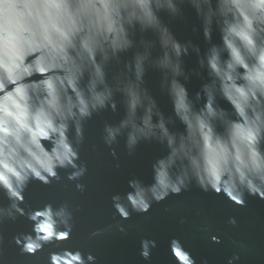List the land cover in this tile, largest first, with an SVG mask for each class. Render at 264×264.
<instances>
[{
  "label": "water",
  "instance_id": "obj_1",
  "mask_svg": "<svg viewBox=\"0 0 264 264\" xmlns=\"http://www.w3.org/2000/svg\"><path fill=\"white\" fill-rule=\"evenodd\" d=\"M36 0H0V36L5 31L17 32L23 26L29 11H35L30 5ZM237 3L238 0H231ZM163 3V0H161ZM221 12L216 11L217 0H189L180 5L182 14L170 16L161 12V21L168 26L175 38L181 43L191 42L200 49L202 55L210 44L218 45L215 50L216 63L219 70L203 69L199 65V56L189 51L182 57V65L187 79L181 77L189 96L185 97L182 89L174 81L170 65L164 61L166 53L175 54L169 46L171 37L162 31L142 32L136 29L133 49L127 53L102 62L100 57L96 63L104 67V82L96 85L97 91L112 92L115 111L109 108L86 122V140L81 150V158L89 165V172L83 182L87 185L84 194L75 192L74 185L62 180L50 187H45L32 181L27 189L26 199L35 205L44 201L60 203L68 201L80 212L75 214L73 237L70 241L82 251H91L98 257L99 264H149L139 257V243L143 238L156 239L159 248L154 250L151 264H169L167 242L173 237H179L197 259L207 260L208 264H227L233 253L241 255L239 264H264V200L247 198L246 207H237L224 196L203 193L196 187L183 192L179 196H170L160 204H154L147 215L133 214L131 219L121 222L127 229V236H121L117 230L103 237L89 239L90 233L97 228L115 224L119 218L114 217L111 206V195L123 193L127 189V181L133 176L145 184L152 183V164L158 161V167L169 175L181 171L191 172L194 167L203 168L209 153V145L215 148L217 140L227 147L228 153L234 158L240 153L243 160L251 163V151L243 141L245 117L239 114L234 104L228 102L231 96L243 105V99L235 92L237 86L248 87L245 79L249 69L258 63L256 56L248 50L245 41L231 33L221 32L231 18L226 9L229 0H220ZM4 5H9L5 7ZM28 5L29 7H25ZM199 8L202 16L207 19L212 32L211 42L205 41L201 29V20L195 9ZM54 11V10H53ZM83 33L77 35L74 47L69 49L71 61L62 68L55 69L39 76L27 77L22 83L32 80L54 78L55 95L61 110H66L69 100L76 102L79 92L90 101L92 88L93 61L82 53L80 41ZM143 43H140V41ZM258 43H264V32L260 33ZM240 52L243 64L230 57L232 48ZM40 53L26 57L25 63H31ZM212 61H209V64ZM232 64L234 67H229ZM246 65V66H245ZM66 75L76 78V90L64 79ZM3 70L0 69V77ZM60 77V80H55ZM63 81V83H61ZM207 83L206 93L211 99V106L221 105L226 111L209 115L203 107L204 98L197 100L196 93ZM8 85L5 91L11 90ZM4 92H0L3 96ZM29 105L32 114L41 107L47 97L43 89L29 90ZM45 114H52L54 126L62 121L56 116L54 109L43 105ZM259 115L258 126L264 137V96L257 94L255 102H249L245 107V116L249 121ZM125 122L122 129L124 136L129 132L138 133L142 142L132 155H128L121 138L117 147V158L100 143V131L107 123ZM70 127L73 120L66 121ZM30 127L36 132L35 141L31 133L23 134L25 148H18V156L28 163L39 166L46 162L45 153L51 154L56 147L58 134L52 133L42 118L39 127L30 119ZM203 124V127H202ZM47 132V137L41 135ZM163 141V144L160 143ZM69 142L74 143L69 136ZM258 163L264 165V141L258 146ZM119 164V167H116ZM232 165L230 164V170ZM63 176L64 173L61 172ZM254 178V177H253ZM7 204L3 191H0V205ZM236 217L238 224L234 228L228 224L229 217ZM183 219V223H181ZM210 225V231L202 229ZM26 223L21 219L15 223L0 224V234L4 236L3 259L0 264H46L47 249L36 257L20 256L18 249L11 244V237L17 232L27 230ZM211 235L221 239L220 244L211 242ZM243 242L245 249H239L233 243ZM177 257L183 260V253L177 250Z\"/></svg>",
  "mask_w": 264,
  "mask_h": 264
},
{
  "label": "clouds",
  "instance_id": "obj_2",
  "mask_svg": "<svg viewBox=\"0 0 264 264\" xmlns=\"http://www.w3.org/2000/svg\"><path fill=\"white\" fill-rule=\"evenodd\" d=\"M182 3H189V0H163V3L161 0H36L30 5L35 11L27 13L19 31H5L4 35L0 36V69L3 70L0 92H4V95L0 96V191H3L7 200V204L0 205V224L15 223L22 219L28 226L27 230L17 232L11 237V244L18 249L20 256L36 257L47 249L46 264H99L98 257L93 252H84L70 243L75 228L74 217L81 209L68 201L55 203L48 200L31 205L26 199L27 189L32 181L50 187L66 180L74 185L75 192L84 194L87 191L83 180L89 172V165L81 158V150L86 140V122L94 114L109 108L115 111L112 92L96 90V85L104 82V67L102 63H96L95 58L99 56L102 62H106L109 52L113 57H117L133 49L137 43L133 38L136 29L142 32L155 30L169 34V46L175 54V60L169 53H166L163 59L170 65L174 81L185 97H188L189 93L181 83V77L187 79L182 57L188 55L190 50L199 56L201 68L219 70L215 56L218 45L210 44L201 55L197 46L191 42L181 43L161 21V12L173 17L181 15ZM221 10L220 0H217L216 11L219 13ZM226 11L234 19L227 22L221 32L241 37L258 61L245 77L248 87L235 88V92L243 99V105L231 96L227 97L228 102L234 104L239 114L245 117L243 141L251 151V163L243 160L240 153L233 158L219 140L215 148L209 145L208 151L212 155L207 158L204 167L196 166L191 172L185 170L172 176L162 170L163 165L158 167L159 162L155 161L152 164V183L145 184L133 176L127 181L128 190L112 194L111 206L114 217L119 220L115 224L92 231L89 239L103 237L113 229L121 236H127V229L122 221H129L133 214L147 215L154 204H160L170 196H179L192 187L206 194L222 195L241 208L246 207L248 197L264 200V165L257 162V146L264 141L258 126L260 117L257 115L256 119L250 122L245 116V107L249 102H255L257 94L264 96V43H258L260 33L264 32V0H238L237 3L229 0ZM195 12L201 20L205 41L211 42L212 32L207 19L202 16L198 7ZM81 33L82 53L93 61L92 96L90 101H86L77 92L76 102L69 100L66 110H61L55 95L53 77L32 80L31 83L21 81L33 77L34 74L43 77L46 73L68 64L71 61L68 50L75 46L73 40ZM35 53L40 55L26 64V57ZM230 57H235L240 64L244 63L235 47L232 48ZM210 60L212 62L209 64ZM229 67L234 65L230 64ZM64 79L75 91V76L66 75ZM55 80L59 81L60 77H55ZM8 85L14 87L5 91ZM41 88L48 98L42 101L41 107L32 114L29 90L36 91ZM206 88L207 83H204L195 98H204L203 107L209 115L225 112L221 105L215 108L211 106ZM44 104L54 109L61 123L54 126L52 114H45ZM42 118L46 121L47 128L58 134V140L52 153H45L46 162L36 166L19 158L17 149L25 148L31 156V152L24 146L23 134L31 133L34 142L37 133L33 132L29 121L31 119L39 127ZM69 119L73 120L71 127L66 122ZM125 126L124 121L118 124L106 122L100 131V143L114 159L117 158L116 149L121 138L128 155H132L137 147L145 142L138 134L142 130L129 132L124 136L122 129ZM41 135L47 137L48 133L42 132ZM70 135L74 143L69 142ZM160 143L163 144V141ZM116 167L118 168L119 164H116ZM61 172L64 173L63 176ZM183 222L181 219V223ZM227 222L234 228L238 224L234 216L229 217ZM210 227L205 225L202 230L208 232ZM211 242L220 244L221 239L217 235H211ZM233 243L239 249L246 248L243 242ZM3 245L4 236L0 234V261L3 259ZM158 248L156 239L143 238L139 243V257L151 264L153 252ZM177 250L183 253V260L177 257ZM167 251L169 264H197V259L179 237L173 236L168 240ZM240 261L241 255L233 253L227 264H239ZM200 264H208V261L201 260Z\"/></svg>",
  "mask_w": 264,
  "mask_h": 264
}]
</instances>
